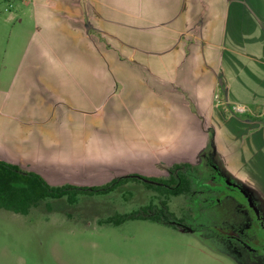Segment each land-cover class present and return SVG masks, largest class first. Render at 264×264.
I'll return each mask as SVG.
<instances>
[{"label":"rangeland","instance_id":"374dc122","mask_svg":"<svg viewBox=\"0 0 264 264\" xmlns=\"http://www.w3.org/2000/svg\"><path fill=\"white\" fill-rule=\"evenodd\" d=\"M138 4L143 10L148 1L0 0V106L14 104L16 78L21 74H52L56 86L64 74L102 75L101 80L87 81L89 85L99 81L102 94L93 95V88L83 82L93 101L104 103L102 116L87 113L82 121L87 141L84 163L140 176L115 188H107V184L120 175L103 177L107 181L101 185H73L77 188L71 191L76 193L73 201L70 194L48 198L25 214L0 208V264H240L238 257L210 236V226L218 220L212 219L213 210L208 208L214 200L209 193L172 196L161 191L158 195L146 188L147 173L159 170L162 176L177 166L191 167V163L203 173L199 189L214 188L220 205L228 204L231 195L236 196L216 152L212 148L200 154L185 152L183 164L160 162L164 157L158 155L161 137L166 138L164 133L173 136L174 130L148 123L135 112H126L142 120L134 122V129L122 114L114 118V91L121 85L115 82L114 86V75L119 62H126L120 50ZM126 67L127 73L137 71L134 66L131 71V65ZM85 89L84 94L80 91L82 99ZM114 119H118L115 125ZM96 147L102 149L91 160ZM189 158L197 162L189 163ZM214 165L221 174H216ZM219 206L215 203L214 210L227 211L225 205Z\"/></svg>","mask_w":264,"mask_h":264},{"label":"crops","instance_id":"0c3cea01","mask_svg":"<svg viewBox=\"0 0 264 264\" xmlns=\"http://www.w3.org/2000/svg\"><path fill=\"white\" fill-rule=\"evenodd\" d=\"M144 1L145 9L134 8L120 50L126 62H119L114 75V86L121 84L114 91V118L122 114L132 129L145 120L174 130L161 137L160 162L183 164L185 152L212 148L231 178L264 204V0ZM126 64L137 71L127 73ZM101 76L64 74L58 86L52 74L17 76L14 104L0 106V161L52 186L101 185L103 177L125 174L84 163L82 121L87 113L102 116L104 103H95L83 82L93 95L102 94L99 81L87 83ZM83 89L88 100L80 97ZM149 113L153 117H145ZM101 149H93L90 159Z\"/></svg>","mask_w":264,"mask_h":264},{"label":"flooded vegetation","instance_id":"af4514ba","mask_svg":"<svg viewBox=\"0 0 264 264\" xmlns=\"http://www.w3.org/2000/svg\"><path fill=\"white\" fill-rule=\"evenodd\" d=\"M217 162L220 163V161ZM214 170L217 175L221 174L220 168L217 165H214ZM179 172L182 173L180 174ZM223 172L228 176L230 182H232L230 187L234 190L236 198L244 200L241 203L231 195L233 198L228 204L222 203L227 208V211L225 209L226 212H222L221 208L217 207V211L214 210L213 205L215 206L216 203L219 206L221 203L220 197L214 193V188L204 190L205 188L201 187L199 189L198 185L203 179V173L195 165L184 169L168 170V173L162 176H144L148 179L146 188L152 189L158 195L161 194V191L168 192L172 196H178L184 192L187 194L196 192L200 196L209 193L214 200H211L212 206L208 205V208L213 210L212 216H215V218L212 219L218 220L216 224L213 223L210 226L209 232L211 238L217 240L222 249L238 257L240 264H264V212L262 211V209L264 210V204L253 190L231 178L224 169ZM184 176L188 179H185ZM138 177L140 176H125L123 174L116 179L127 180ZM122 182L126 183V181ZM120 183L116 187L123 185ZM194 187H197V189ZM200 196L199 199L202 202ZM161 203L164 204V201H161ZM200 204L202 205L203 203ZM231 204L234 205L232 206ZM231 213L234 214L233 217L229 216ZM217 214L219 215L217 216Z\"/></svg>","mask_w":264,"mask_h":264},{"label":"trees","instance_id":"16d2710c","mask_svg":"<svg viewBox=\"0 0 264 264\" xmlns=\"http://www.w3.org/2000/svg\"><path fill=\"white\" fill-rule=\"evenodd\" d=\"M174 168L176 170L186 167L177 166ZM125 180L114 179L107 184V188H115ZM72 190H77V188L69 184L49 185L36 173L24 171L15 165L0 161V208L25 214L32 205L48 198L58 199L70 194L72 196L69 200L73 201V196L76 193L72 194ZM96 190L101 189L96 188Z\"/></svg>","mask_w":264,"mask_h":264}]
</instances>
